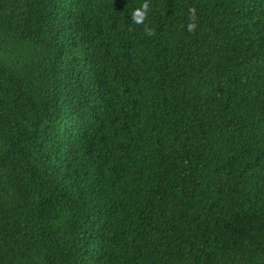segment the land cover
I'll return each instance as SVG.
<instances>
[{"label":"trees","instance_id":"16d2710c","mask_svg":"<svg viewBox=\"0 0 264 264\" xmlns=\"http://www.w3.org/2000/svg\"><path fill=\"white\" fill-rule=\"evenodd\" d=\"M144 2L0 0V264H264V0Z\"/></svg>","mask_w":264,"mask_h":264},{"label":"clouds","instance_id":"9594fccd","mask_svg":"<svg viewBox=\"0 0 264 264\" xmlns=\"http://www.w3.org/2000/svg\"><path fill=\"white\" fill-rule=\"evenodd\" d=\"M151 11L149 0H145V2L138 8H136L131 14V20L133 23L137 25L143 26L144 33L149 36H155V29L152 28L146 21H148V14ZM189 23L187 24V30L190 33H194L197 28V17H196V9H189Z\"/></svg>","mask_w":264,"mask_h":264}]
</instances>
